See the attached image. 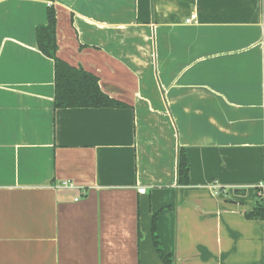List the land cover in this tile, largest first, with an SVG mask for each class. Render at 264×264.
<instances>
[{
    "label": "crops",
    "instance_id": "crops-1",
    "mask_svg": "<svg viewBox=\"0 0 264 264\" xmlns=\"http://www.w3.org/2000/svg\"><path fill=\"white\" fill-rule=\"evenodd\" d=\"M50 7L125 108L55 109ZM263 181L264 0H0V264H164L157 213L173 264H264Z\"/></svg>",
    "mask_w": 264,
    "mask_h": 264
},
{
    "label": "trees",
    "instance_id": "trees-1",
    "mask_svg": "<svg viewBox=\"0 0 264 264\" xmlns=\"http://www.w3.org/2000/svg\"><path fill=\"white\" fill-rule=\"evenodd\" d=\"M37 43L40 52L54 62L55 73V109L75 108H125L123 103L111 99L103 93L99 79L83 68L73 67L57 57V14L53 7L48 9L47 24L37 27ZM190 161L184 149L180 150L178 159V184H190ZM257 203L253 212L247 214L248 219L264 220V200L257 194ZM159 213L153 217V241L164 264H173V258L167 254L157 236Z\"/></svg>",
    "mask_w": 264,
    "mask_h": 264
},
{
    "label": "built area",
    "instance_id": "built-area-1",
    "mask_svg": "<svg viewBox=\"0 0 264 264\" xmlns=\"http://www.w3.org/2000/svg\"><path fill=\"white\" fill-rule=\"evenodd\" d=\"M187 23H191V19L186 21ZM64 187H68L67 183H64L63 185ZM138 192L140 194H145L146 193V189H139ZM257 194L260 198H262L264 200V181L261 182L258 186H257Z\"/></svg>",
    "mask_w": 264,
    "mask_h": 264
}]
</instances>
